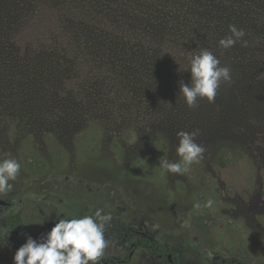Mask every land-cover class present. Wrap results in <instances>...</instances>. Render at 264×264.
<instances>
[{
	"label": "rangeland",
	"instance_id": "1",
	"mask_svg": "<svg viewBox=\"0 0 264 264\" xmlns=\"http://www.w3.org/2000/svg\"><path fill=\"white\" fill-rule=\"evenodd\" d=\"M127 1L114 23L98 21L93 43L53 38L61 1L0 0V155L22 165L13 193L0 197L9 201L0 218L19 214L25 243L51 230L56 211L102 207L113 217L102 261L128 259L105 264H168L141 232L174 264H264V0H144L159 23L167 19L154 30L161 36L145 37L131 35ZM233 24L247 43L221 49ZM68 42L94 57L64 51ZM200 48L231 67L232 82L214 103L190 109L180 83L190 82L188 61ZM181 130L197 131L206 151L185 176H170L159 158L177 159ZM12 239L0 226V264H13Z\"/></svg>",
	"mask_w": 264,
	"mask_h": 264
},
{
	"label": "clouds",
	"instance_id": "2",
	"mask_svg": "<svg viewBox=\"0 0 264 264\" xmlns=\"http://www.w3.org/2000/svg\"><path fill=\"white\" fill-rule=\"evenodd\" d=\"M229 33L218 41L221 49H230L240 42L247 43L243 40L246 35L243 28L229 25ZM188 64L190 82L181 81L180 94L190 109L198 107L200 100L214 103L221 85L232 82L231 67L223 65L209 48H200L193 53ZM176 135L177 159L162 156L158 166L170 176H185L194 164L203 160L206 149L197 142V131L181 130ZM21 167L16 156L10 153L0 155V197L13 193V182L20 175ZM213 204L214 200L209 198L203 206L212 208ZM193 207L199 209L201 204L197 202ZM56 215L58 219L50 231L37 238L27 236L26 242L15 251L13 264H102L106 249L110 247L106 233L112 214L99 207L90 210V214L65 216L56 211ZM28 224L34 223L25 225ZM184 227H188L186 221L181 223V228Z\"/></svg>",
	"mask_w": 264,
	"mask_h": 264
},
{
	"label": "trees",
	"instance_id": "3",
	"mask_svg": "<svg viewBox=\"0 0 264 264\" xmlns=\"http://www.w3.org/2000/svg\"><path fill=\"white\" fill-rule=\"evenodd\" d=\"M56 2H63L64 5L56 6L53 8V11L55 12L56 17H63V19H58V29L56 31V27L54 28L55 37H64L68 34H70L69 37H66L68 39L72 38H85L89 39L90 42L97 43V36L100 34L98 30V21L105 22L110 21L112 19V22L114 23L116 20V17L118 12L121 11V7L123 8L124 5H126L127 0H72V3H67L66 0H54ZM130 1V12L133 11L132 16L130 15L131 19V35L133 36H139V37H145L148 34H154V30H161V26L163 23L166 22V18L162 20L160 16L161 23L158 22L155 16L158 14L155 11H150L153 8V5L149 3V1L146 3L144 0H129ZM128 2V1H127ZM69 10L71 13L72 23L70 25H67L65 22V16L64 11ZM82 14L80 20L83 21V24H81V27L79 29L74 30V24H77V17H79ZM119 15V14H118ZM80 20H79V26H80ZM52 33V35L54 34ZM162 33V32H160ZM102 34H118L116 31L112 33H102ZM162 34L155 33L153 36H161ZM51 38L49 42H54L55 40ZM84 39V40H85ZM64 40V39H63ZM56 42V41H55ZM81 42V41H80ZM71 42H68L66 44L67 48L63 49L64 51L73 52L77 55L81 54L82 60L85 58H88L90 54L87 52H82V48L76 49L74 48ZM54 50V48H52ZM58 50V49H57ZM55 51V50H54ZM98 51V50H96ZM95 51V52H96ZM92 54V53H91ZM94 56L90 55L89 58H92ZM81 66H84L83 64ZM0 226L9 227L13 231V239L12 242L19 247L24 244L20 240L21 235V228H22V217L17 213H11L8 215H5L4 217L0 218ZM144 245L159 259L167 260L168 264H174V262H170L168 259V254H170L168 248L161 242H155L154 239L149 236L145 235V238H143ZM134 248V243L131 245V249ZM114 259V262H120V261H126V259H120L118 257H110L104 261H102V264L108 263L110 259ZM222 264H244L237 258H221L220 259Z\"/></svg>",
	"mask_w": 264,
	"mask_h": 264
},
{
	"label": "water",
	"instance_id": "4",
	"mask_svg": "<svg viewBox=\"0 0 264 264\" xmlns=\"http://www.w3.org/2000/svg\"><path fill=\"white\" fill-rule=\"evenodd\" d=\"M0 204L1 205H8L9 204V201H7V200H5V199H3V198H0ZM47 231H44V232H42V233H46ZM41 233V234H42ZM40 234V235H41ZM145 235H146V233H144ZM168 259H169V261L170 262H173V259H172V256H171V253L170 254H168Z\"/></svg>",
	"mask_w": 264,
	"mask_h": 264
},
{
	"label": "flooded vegetation",
	"instance_id": "5",
	"mask_svg": "<svg viewBox=\"0 0 264 264\" xmlns=\"http://www.w3.org/2000/svg\"><path fill=\"white\" fill-rule=\"evenodd\" d=\"M142 233V235H144L145 236V234H144V232H141ZM153 238V237H152Z\"/></svg>",
	"mask_w": 264,
	"mask_h": 264
}]
</instances>
